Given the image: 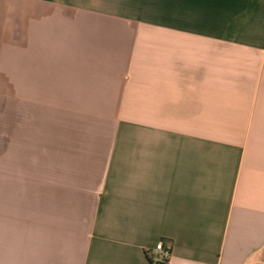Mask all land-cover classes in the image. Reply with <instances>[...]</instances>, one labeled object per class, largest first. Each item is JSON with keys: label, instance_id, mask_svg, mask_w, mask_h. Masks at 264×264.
I'll list each match as a JSON object with an SVG mask.
<instances>
[{"label": "crops", "instance_id": "obj_1", "mask_svg": "<svg viewBox=\"0 0 264 264\" xmlns=\"http://www.w3.org/2000/svg\"><path fill=\"white\" fill-rule=\"evenodd\" d=\"M0 99V264H264V0H0Z\"/></svg>", "mask_w": 264, "mask_h": 264}, {"label": "built area", "instance_id": "obj_2", "mask_svg": "<svg viewBox=\"0 0 264 264\" xmlns=\"http://www.w3.org/2000/svg\"><path fill=\"white\" fill-rule=\"evenodd\" d=\"M154 250L157 252V260L167 261L169 250L161 241L155 245Z\"/></svg>", "mask_w": 264, "mask_h": 264}, {"label": "trees", "instance_id": "obj_3", "mask_svg": "<svg viewBox=\"0 0 264 264\" xmlns=\"http://www.w3.org/2000/svg\"><path fill=\"white\" fill-rule=\"evenodd\" d=\"M166 263H167V261L164 262V261H161V260H156L154 262L150 261V264H166Z\"/></svg>", "mask_w": 264, "mask_h": 264}, {"label": "rangeland", "instance_id": "obj_4", "mask_svg": "<svg viewBox=\"0 0 264 264\" xmlns=\"http://www.w3.org/2000/svg\"><path fill=\"white\" fill-rule=\"evenodd\" d=\"M0 100H2V99H0Z\"/></svg>", "mask_w": 264, "mask_h": 264}]
</instances>
